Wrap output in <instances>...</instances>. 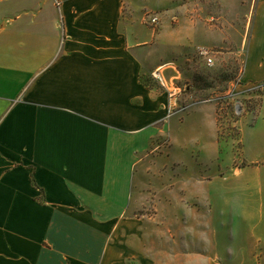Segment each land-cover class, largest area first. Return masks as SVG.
I'll return each instance as SVG.
<instances>
[{"label":"crops","instance_id":"crops-1","mask_svg":"<svg viewBox=\"0 0 264 264\" xmlns=\"http://www.w3.org/2000/svg\"><path fill=\"white\" fill-rule=\"evenodd\" d=\"M149 2L0 0V264H192V252L156 251L140 236L134 203L140 154L165 127L186 129L168 118L169 95L153 78L162 68L171 89L180 76L165 75L178 72L169 60H152L170 44L141 27ZM246 17L242 79L261 87L248 165L235 176L231 156L229 175L200 173L199 195L212 227L240 210L233 258L263 264L264 0ZM197 110L210 111L216 134V110Z\"/></svg>","mask_w":264,"mask_h":264},{"label":"rangeland","instance_id":"rangeland-1","mask_svg":"<svg viewBox=\"0 0 264 264\" xmlns=\"http://www.w3.org/2000/svg\"><path fill=\"white\" fill-rule=\"evenodd\" d=\"M256 1L153 0L141 17L142 28L163 34L164 42L170 44L163 50L155 47L152 60L165 58L181 74L169 67L165 71V75L180 76L173 80L181 89L177 91L181 111L171 117L175 116L174 122L186 120V129L172 132L165 127L150 149L140 154L134 184L138 217L145 221L140 236L154 242L156 251L192 252L188 263L244 264L243 259L233 258V244L242 239V227L235 225L240 222V210L221 212L219 226L212 227L210 205L199 194L206 192V179L200 173L212 175L218 169L229 175L224 162L231 156L235 176L248 165L245 145L258 119L261 87L247 88L243 83L247 45L242 41L246 43L248 36L246 14ZM152 18H158L157 24L151 23ZM202 107L216 110V134L210 111H196ZM180 210L186 212L185 220L179 219ZM217 245L222 251L218 256L212 253Z\"/></svg>","mask_w":264,"mask_h":264},{"label":"built area","instance_id":"built-area-1","mask_svg":"<svg viewBox=\"0 0 264 264\" xmlns=\"http://www.w3.org/2000/svg\"><path fill=\"white\" fill-rule=\"evenodd\" d=\"M158 18H152L151 23L157 24ZM204 55H208V52L203 51ZM208 63L209 65H212L213 60L212 58H208ZM153 78L164 88L167 90V93L169 95V105H168V118H170L172 115L176 114L177 112L181 111L177 108L178 104V92H181V89L179 87H173V88H168L166 81L164 79V76L162 74V68L159 70L155 71L153 73ZM174 89V91H173ZM178 91V92H177Z\"/></svg>","mask_w":264,"mask_h":264}]
</instances>
